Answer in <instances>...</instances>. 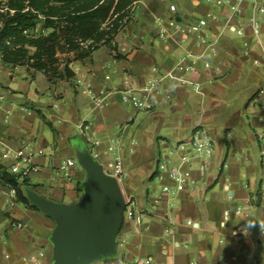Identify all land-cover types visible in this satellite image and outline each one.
<instances>
[{"label": "crops", "instance_id": "obj_1", "mask_svg": "<svg viewBox=\"0 0 264 264\" xmlns=\"http://www.w3.org/2000/svg\"><path fill=\"white\" fill-rule=\"evenodd\" d=\"M257 1L264 9V0ZM172 3L186 23H198L209 15L218 19L207 29L208 37L218 40V54L208 52L198 61L197 78L205 94L188 86L174 88L166 81L149 96L152 108L137 110L124 94L125 78L140 90L157 71L164 74L174 67L188 49L200 54L192 38L183 45L164 44L157 38L156 19L170 16ZM252 18L264 43V12L254 11L250 3L232 14L210 0H139L131 20L112 43L115 50L102 46L90 57L73 61V79L51 84L41 72L7 66L0 60V155L8 146L39 168L27 178L29 189L73 204L81 199L86 174L77 164L68 172L70 179L65 177L66 160L76 161L77 151L90 150L98 154L108 174L113 173L115 159L123 161L121 187L135 198L136 213L125 221L118 236L117 256L102 264H146L148 258L153 264H264V162L261 155L257 161L249 147L255 143L260 148L257 133L264 130V64L254 65L260 48L253 39ZM239 28L244 36L234 32ZM64 57L73 60L74 54ZM205 61L211 64L208 70ZM229 88L232 95L253 92L244 111L233 112L228 124L240 125L239 114L246 115L249 133L237 138L228 129L226 135L228 148L248 144V151L237 161L228 153L222 162L224 150L215 143L206 176L195 172L197 188L163 194L160 183L153 191L144 189L147 181L156 180L159 155L175 144L155 136L146 123L157 119L160 129L167 126L174 134L176 144L187 141L196 127H205L223 113L221 100ZM105 92L107 104L99 106L95 99ZM135 93L142 96L140 91ZM256 102H263L259 109H254ZM141 113L146 116L140 118ZM179 134L183 137L178 138ZM110 146L115 148L113 153L108 151ZM0 168L23 181L14 160L0 161ZM12 190L0 184V264H53L50 237L55 223L17 201V194L13 199ZM139 193L142 197H137Z\"/></svg>", "mask_w": 264, "mask_h": 264}, {"label": "built area", "instance_id": "obj_2", "mask_svg": "<svg viewBox=\"0 0 264 264\" xmlns=\"http://www.w3.org/2000/svg\"><path fill=\"white\" fill-rule=\"evenodd\" d=\"M214 5L222 10H228L232 14H236L240 11L242 4L250 3L253 6L254 11L264 12V9L259 6L257 0H210ZM137 2L133 4L127 15L121 21L119 32H121L126 24L131 20L133 10ZM170 16H160L156 19L157 26V38L164 44L174 43L183 45L192 38L193 48L199 50L200 54H196L193 49H188L184 56H182L176 65L167 70L164 74H157L146 82V84L140 89L136 90L132 87V83L129 77L125 78L123 85L125 87L124 94L137 110H150L152 105L149 102V96L157 93L166 81H170L174 88L179 86H188L195 93L204 96L205 92L203 85L198 80V61L201 60L206 53H211L216 56L218 54V40L210 39L207 35V29L210 24L216 23L218 19L215 16L209 15L207 18L201 19L198 23H186L183 21L178 13L177 4L172 3L169 5ZM118 16L114 17V20ZM252 28L253 39L260 48V55L254 58V65L260 66L264 64V43L261 40L259 25L255 18L250 20ZM234 32L238 36H244V30L242 28L235 29ZM211 68V64L208 61L204 62V69ZM156 71V69H154ZM136 91L142 93L141 97L136 96ZM109 94L102 93L100 97L95 99L99 106H105L107 104ZM0 100H3L0 97ZM260 155L264 162V130L257 133ZM136 142L133 141L132 145ZM94 146H98V142L93 143ZM115 148L110 146L108 151L113 153ZM95 159L98 158V154L91 152ZM215 154V140L211 136L207 128L199 126L196 127L190 138L187 141L179 142L172 146L168 152L164 155L161 153L158 157L156 164V177L162 182L163 194H178L186 190H193L198 186V179L195 177V172H198L199 176L205 177L208 173L211 162L213 161ZM12 159L15 161V167H20V178L27 179L30 175L39 172V168L32 165L31 159L23 158L21 152L15 151L8 146L4 147L0 155V161ZM77 165V162L69 159L66 160L63 170L65 171V177L70 179L68 174L69 170ZM113 173L108 174L115 177L120 186L123 176L125 175L124 163L120 158L115 159V162L111 164ZM105 171V170H104ZM122 189V187H121ZM123 191V189H122ZM125 221L132 220L136 213L137 203L133 196L125 194ZM12 198H16V191L12 190ZM229 215V211L225 212V216ZM191 225V222L189 223ZM224 225V223H223ZM17 228H24L23 225L17 224ZM264 245V231L262 232ZM146 264H153L151 259L145 260Z\"/></svg>", "mask_w": 264, "mask_h": 264}, {"label": "trees", "instance_id": "obj_3", "mask_svg": "<svg viewBox=\"0 0 264 264\" xmlns=\"http://www.w3.org/2000/svg\"><path fill=\"white\" fill-rule=\"evenodd\" d=\"M137 1L0 0V60L41 72L51 84L73 79V61L102 46L113 47L121 21ZM70 54L73 60L64 57ZM0 184L13 188L17 201L38 210L25 195L27 179L20 183L18 176L0 168Z\"/></svg>", "mask_w": 264, "mask_h": 264}, {"label": "water", "instance_id": "obj_4", "mask_svg": "<svg viewBox=\"0 0 264 264\" xmlns=\"http://www.w3.org/2000/svg\"><path fill=\"white\" fill-rule=\"evenodd\" d=\"M76 161L86 174L80 201L65 204L28 188L25 195L55 223L50 237L53 264L108 263L117 256L118 236L125 224L124 194L90 150L77 151Z\"/></svg>", "mask_w": 264, "mask_h": 264}, {"label": "rangeland", "instance_id": "obj_5", "mask_svg": "<svg viewBox=\"0 0 264 264\" xmlns=\"http://www.w3.org/2000/svg\"><path fill=\"white\" fill-rule=\"evenodd\" d=\"M38 34L39 33H37V35ZM257 87L258 86H256V88ZM250 90H252V88ZM253 90H254V87H253ZM232 93H233L232 90L229 88V94L221 100L223 103V106H224L223 113H221L219 115H215L214 117H212V122L205 126L207 128V130L210 132L213 139L215 140V143H219L218 146H220V148H223V150H224L222 162L225 160L226 155L228 153L230 154V156H229L230 159L232 156V158L235 161H237L238 157H241L243 152L248 151V144L246 145V147L235 148L232 146L231 147L232 150L230 148H228L226 135L229 131L228 129H232V133L237 138L242 137V136L246 135L247 133H249L250 127H249L248 118L246 115L239 114L241 119H242V123L244 124V126L241 123L240 125L229 127L228 124H229V121L231 119H233V117H234L233 112L237 111V109L240 110L241 112L244 111L245 105L249 102V99L252 97L253 92H248V93L244 94L243 96H238V94L232 95ZM244 96H246V98H244ZM206 101H207V97L205 99V102ZM196 102L194 105V109H196L198 111L200 106ZM260 103H263V102H256V107H254V109L255 108L259 109L258 107H259ZM194 109L192 110L191 114L194 112ZM252 109H253V107H252ZM188 114H189V112L184 113L182 115L187 116ZM139 116H140V118H144V116H146V115L144 113H141ZM235 116L237 117V114ZM153 120L154 121H148L146 123V125L149 124L148 127L151 131L154 132V135L158 136V137L169 139V140L173 141V143H175L174 145H176L177 140L174 138V136H173L174 134L168 130V127L164 126L163 128L160 129L157 119H153ZM181 137H183V135L179 134L178 138H181ZM221 139H222V143H221V141L218 142ZM230 142H231V140H230ZM250 145H251V146H249L250 151L252 152L254 158L258 161L257 157L260 156V148H258L255 143L254 144L252 143ZM168 151H169V149L166 152H168ZM164 153L165 152H163V155H164ZM160 183H161V186H163L162 182L156 177V180L147 181L144 184L145 185L144 189H149L150 191H153L154 190L153 188L155 186L159 187ZM81 197H82V194H81ZM137 197H142V194L139 193L137 195ZM95 264H102V263L97 262Z\"/></svg>", "mask_w": 264, "mask_h": 264}, {"label": "clouds", "instance_id": "obj_6", "mask_svg": "<svg viewBox=\"0 0 264 264\" xmlns=\"http://www.w3.org/2000/svg\"><path fill=\"white\" fill-rule=\"evenodd\" d=\"M261 229H262V231H264V225H261Z\"/></svg>", "mask_w": 264, "mask_h": 264}]
</instances>
